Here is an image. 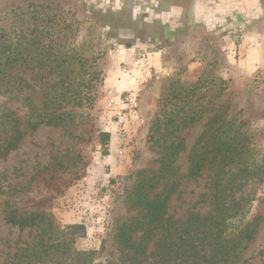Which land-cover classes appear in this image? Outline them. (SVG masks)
I'll return each mask as SVG.
<instances>
[{
	"label": "rangeland",
	"instance_id": "rangeland-1",
	"mask_svg": "<svg viewBox=\"0 0 264 264\" xmlns=\"http://www.w3.org/2000/svg\"><path fill=\"white\" fill-rule=\"evenodd\" d=\"M1 45L14 77L0 90L1 111L19 118L26 134L0 158V264H81L76 251L91 253L94 264H127L114 235L133 215L127 201L137 174L160 168L152 126L172 120L171 133L191 118L180 133V187L168 213L183 222L191 212H209L214 169L187 175L195 157L211 158L212 143L227 135L240 162L225 177L250 171L237 197L249 199L247 219L259 223L236 264H264V30L159 45L125 37L62 0H23L0 14ZM46 108L74 110V124L31 131L28 121ZM102 133L111 135L107 149ZM124 133L129 145L120 161ZM27 216L37 227L9 222Z\"/></svg>",
	"mask_w": 264,
	"mask_h": 264
},
{
	"label": "trees",
	"instance_id": "trees-1",
	"mask_svg": "<svg viewBox=\"0 0 264 264\" xmlns=\"http://www.w3.org/2000/svg\"><path fill=\"white\" fill-rule=\"evenodd\" d=\"M2 48L3 45L0 46V90L14 78L6 73L10 61L4 57ZM77 100L76 105L83 106L84 98L77 97ZM1 107L0 104V158H4L19 148L26 132L21 129L20 119L13 118L10 112L4 113ZM75 117L74 110L46 108L40 114L32 115L33 120L27 124L33 132L43 125L65 128L74 124ZM193 121L194 118L189 122L183 120L171 133L172 120L161 123L158 119L152 126L150 140L161 155L160 168L137 174L136 184L127 201V210L133 215L120 224L114 235L115 247L127 264H144L149 258L152 259L150 264H236L256 237L258 219H247L249 199L242 195L237 197L252 174L243 168L225 177L226 168L231 163L240 162V158L233 155L232 140L225 134L230 131L229 127L223 130L226 140L218 139L212 143L213 156L210 158L207 152L197 155L187 175L189 179H196L204 169H214L209 212L203 215L191 212L183 222L173 220L169 215V203L180 187L176 179L180 167L176 163L185 150V140L180 133ZM99 138L102 147H108L111 135L102 133ZM104 155H108L107 150ZM216 163L218 167L214 168ZM240 165L245 166L243 163ZM9 222L22 229L37 227L35 216L14 218ZM71 228L83 229L82 226ZM139 234L141 238L136 243ZM149 245L153 248L150 254L147 253ZM76 256L81 264L95 262L91 253L76 251Z\"/></svg>",
	"mask_w": 264,
	"mask_h": 264
},
{
	"label": "flooded vegetation",
	"instance_id": "flooded-vegetation-1",
	"mask_svg": "<svg viewBox=\"0 0 264 264\" xmlns=\"http://www.w3.org/2000/svg\"><path fill=\"white\" fill-rule=\"evenodd\" d=\"M7 0H0V5ZM98 16L119 34L151 44L225 40L264 30V0H62Z\"/></svg>",
	"mask_w": 264,
	"mask_h": 264
},
{
	"label": "built area",
	"instance_id": "built-area-1",
	"mask_svg": "<svg viewBox=\"0 0 264 264\" xmlns=\"http://www.w3.org/2000/svg\"><path fill=\"white\" fill-rule=\"evenodd\" d=\"M109 95L115 96L116 92L111 91L109 93ZM118 141L120 143L121 149L118 151L117 157L120 159V161H122L125 158V154H124L125 149L129 145V140H128L127 134L124 133V134L119 135Z\"/></svg>",
	"mask_w": 264,
	"mask_h": 264
},
{
	"label": "water",
	"instance_id": "water-1",
	"mask_svg": "<svg viewBox=\"0 0 264 264\" xmlns=\"http://www.w3.org/2000/svg\"><path fill=\"white\" fill-rule=\"evenodd\" d=\"M23 0H7L4 4L0 5V14L7 11L10 7ZM204 39V38H203Z\"/></svg>",
	"mask_w": 264,
	"mask_h": 264
}]
</instances>
